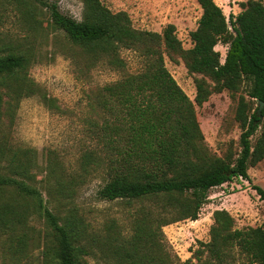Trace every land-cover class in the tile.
Segmentation results:
<instances>
[{
	"label": "trees",
	"instance_id": "16d2710c",
	"mask_svg": "<svg viewBox=\"0 0 264 264\" xmlns=\"http://www.w3.org/2000/svg\"><path fill=\"white\" fill-rule=\"evenodd\" d=\"M35 1L71 44L121 77L101 88L104 118L94 130L96 145L79 157L83 176L48 162L43 195L36 150L0 146V264H90L94 256L106 264H264V222L239 229L224 209L213 213L209 240L184 261L172 255L162 231L165 225L196 220L211 188L236 178L250 181L248 168L264 160V107L257 113L258 101L264 102L263 1L241 2L242 10L227 20L214 0H197L202 13L189 49L182 47L174 25L160 33L137 30L127 13L112 12L102 0H81L80 20L56 2ZM219 43L227 46L223 62L215 49ZM122 50L135 52L141 67L128 71ZM165 54L181 57L190 73L200 75L198 105L214 91L237 92L246 84V96L235 109L241 128L236 152L207 151L194 104L167 69ZM28 62L21 54L0 56L6 96L31 91L28 80L17 87L7 83L20 79ZM90 170L103 174L99 199L151 203L131 214L126 232L115 220L96 232L80 211L76 191ZM253 189L264 200V190Z\"/></svg>",
	"mask_w": 264,
	"mask_h": 264
},
{
	"label": "rangeland",
	"instance_id": "374dc122",
	"mask_svg": "<svg viewBox=\"0 0 264 264\" xmlns=\"http://www.w3.org/2000/svg\"><path fill=\"white\" fill-rule=\"evenodd\" d=\"M49 1L56 2L63 13L77 20L82 18L81 0ZM214 1L229 20L230 14L235 16L242 10L240 3L245 0ZM102 3L114 13H127L137 30L160 33L166 25H174L184 49L192 47L190 33L197 27L202 13L197 0H102ZM215 49L223 62L227 46L219 43ZM10 53L24 55L29 62L20 79L11 78L7 83L17 87L28 80L33 85L31 91L20 90L16 98L6 96V89L0 86V146L36 150L42 166L36 171L40 180L38 186L45 195L43 176L48 162H54L73 176L84 175L77 169L78 160L96 145L94 130L104 118L98 105L101 88L119 79L121 73L71 44L65 34L53 26L46 8L35 0H0V56ZM121 56L127 62L128 71L141 67V59L135 52L122 50ZM164 62L194 104L207 151L216 156H223L229 148L236 152L241 128L235 119V109L239 97L246 96V84L237 92L214 91L198 105L194 101L195 79L200 75L190 73L177 55L165 54ZM258 136L259 131L251 138L252 144ZM248 175L250 181L236 178L211 188L196 220L186 219L162 227L174 257L184 261L191 257L200 242L209 240L215 210H226L234 220V227L239 229L264 222V200L253 189V185H257L264 190V160L250 166ZM86 176H89L86 181L77 187L76 203L96 232L103 230L111 220L126 232L131 214L151 207L148 201L129 205L101 200L97 192L103 184L102 172L91 171ZM37 253L35 250L34 254ZM97 257H89V263L106 264Z\"/></svg>",
	"mask_w": 264,
	"mask_h": 264
},
{
	"label": "water",
	"instance_id": "95a60500",
	"mask_svg": "<svg viewBox=\"0 0 264 264\" xmlns=\"http://www.w3.org/2000/svg\"><path fill=\"white\" fill-rule=\"evenodd\" d=\"M264 107V102L263 101H258V108H257V113L260 114L261 110ZM260 118L262 119L263 117L260 116Z\"/></svg>",
	"mask_w": 264,
	"mask_h": 264
}]
</instances>
